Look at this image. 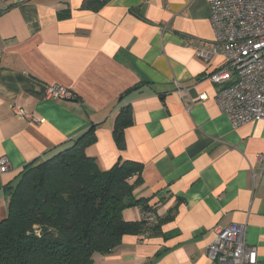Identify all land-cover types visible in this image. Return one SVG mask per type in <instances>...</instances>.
I'll return each mask as SVG.
<instances>
[{
	"label": "crops",
	"instance_id": "crops-1",
	"mask_svg": "<svg viewBox=\"0 0 264 264\" xmlns=\"http://www.w3.org/2000/svg\"><path fill=\"white\" fill-rule=\"evenodd\" d=\"M82 1L0 0V157L8 159L0 220L4 186L24 165L94 125L85 153L101 170L119 158L140 162L135 195L170 218L159 234H124L91 264H213L206 245L229 223L244 225L264 264V119L233 127L216 105L207 75L224 57L195 53L212 48L210 0H109L97 11ZM47 85L74 98H46ZM13 105L37 120L16 116ZM125 105L132 124L119 149L112 128ZM142 215L139 206L123 210L125 219Z\"/></svg>",
	"mask_w": 264,
	"mask_h": 264
},
{
	"label": "trees",
	"instance_id": "trees-1",
	"mask_svg": "<svg viewBox=\"0 0 264 264\" xmlns=\"http://www.w3.org/2000/svg\"><path fill=\"white\" fill-rule=\"evenodd\" d=\"M108 1L83 0L81 7L97 11ZM131 124L129 106L120 107L112 128L119 149ZM93 129L91 125L49 156L28 162L4 186L8 201L0 220V264H91L95 253H109L124 234L160 233L170 216L159 217L149 197L135 195L143 182L142 164L119 158L101 170L85 153L95 141ZM132 206L143 215L152 209L156 219H125L123 210Z\"/></svg>",
	"mask_w": 264,
	"mask_h": 264
},
{
	"label": "built area",
	"instance_id": "built-area-1",
	"mask_svg": "<svg viewBox=\"0 0 264 264\" xmlns=\"http://www.w3.org/2000/svg\"><path fill=\"white\" fill-rule=\"evenodd\" d=\"M209 22L212 48H197L195 53L203 59L217 53L224 57L223 65L207 75L217 87L216 105L233 127L264 119V0H210ZM177 89L181 96L186 93V89ZM45 97L73 99L74 93L69 88L47 85ZM198 98L203 100L206 94ZM11 110L18 117L37 120L21 106L13 105ZM7 168L8 159L1 156L0 172ZM251 175L254 181L259 174ZM142 216L148 221L156 219L152 209ZM205 255L213 264H259L256 247L247 244L245 227L239 223L216 226Z\"/></svg>",
	"mask_w": 264,
	"mask_h": 264
}]
</instances>
